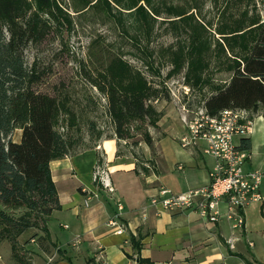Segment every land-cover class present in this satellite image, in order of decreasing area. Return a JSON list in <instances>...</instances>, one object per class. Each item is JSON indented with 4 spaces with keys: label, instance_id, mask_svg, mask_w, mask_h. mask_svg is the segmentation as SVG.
Wrapping results in <instances>:
<instances>
[{
    "label": "rangeland",
    "instance_id": "1",
    "mask_svg": "<svg viewBox=\"0 0 264 264\" xmlns=\"http://www.w3.org/2000/svg\"><path fill=\"white\" fill-rule=\"evenodd\" d=\"M54 1L60 11H41L47 24L25 48V60L40 76L36 90L57 98L58 128L72 142L66 157L93 158L89 171L97 189L108 190L109 184L114 192L111 171L132 164L138 173L154 169L159 152L141 132H149L153 146L162 137L163 146L182 149L184 118L207 112L205 101L230 82L264 19V0ZM141 6L146 14L138 13ZM99 74L116 75L122 83L138 74L151 94L147 103L163 113L157 125L134 122L133 137L118 138L107 98L95 85ZM251 111L262 114L264 107ZM21 132L12 139L19 141ZM250 138L253 146L259 143L263 128ZM5 231L0 224V264H19ZM36 232L42 234L32 229L20 236L16 252L31 264H51L59 253L56 243L32 239Z\"/></svg>",
    "mask_w": 264,
    "mask_h": 264
},
{
    "label": "crops",
    "instance_id": "2",
    "mask_svg": "<svg viewBox=\"0 0 264 264\" xmlns=\"http://www.w3.org/2000/svg\"><path fill=\"white\" fill-rule=\"evenodd\" d=\"M261 127L263 139L255 146L251 140L246 171L264 170V121L256 119L255 132ZM188 133L186 128L181 138ZM161 138L153 146L159 154L152 172L138 173L134 164L110 172L113 193L94 184L93 158L86 161L78 155L50 163L61 204L48 224L60 249L51 264H264V183L262 199L244 210L242 230H233L224 219L210 222L193 211H163L151 199L166 196L160 194L163 188L177 194L207 185L214 159L200 146L181 145L183 150L174 151L163 146ZM87 197L92 198L89 206L84 203ZM115 216L125 224V233L108 226ZM229 237L234 239L233 247Z\"/></svg>",
    "mask_w": 264,
    "mask_h": 264
},
{
    "label": "trees",
    "instance_id": "3",
    "mask_svg": "<svg viewBox=\"0 0 264 264\" xmlns=\"http://www.w3.org/2000/svg\"><path fill=\"white\" fill-rule=\"evenodd\" d=\"M32 7L34 11L28 14ZM46 7L53 16L60 11L54 0H0V224L13 242V256L19 264H31L16 252L20 236L38 229L42 234L33 233L32 239L51 238L48 224L61 204L50 163L70 155L72 148L67 133L58 128L57 98L36 90L40 76L25 60V48L47 24L41 16ZM138 13L147 11L141 6ZM257 28L230 82L205 101L210 115L226 108L256 111L264 107V19ZM134 78L122 83L116 75L99 74L95 80L107 98L115 133L125 140L133 137L132 123L156 126L163 117L162 111L147 103L151 94L141 77L136 74ZM18 129L21 138L14 141L12 135ZM140 134L153 147L149 132ZM240 148L249 151L251 139L242 138ZM145 174H149L147 169Z\"/></svg>",
    "mask_w": 264,
    "mask_h": 264
},
{
    "label": "built area",
    "instance_id": "4",
    "mask_svg": "<svg viewBox=\"0 0 264 264\" xmlns=\"http://www.w3.org/2000/svg\"><path fill=\"white\" fill-rule=\"evenodd\" d=\"M194 113L195 118H184L189 133L181 138V144L183 147L200 146L204 154L214 159L209 183L177 194L163 188L160 194L166 196L153 197L151 204L159 206L163 211L197 212L214 223L224 219L233 230H242L246 225V206L263 197L261 186L264 183V170H245L249 151L242 150L236 140L253 135L256 119L262 122L264 115H255L251 110L234 112L229 108L221 110V116H211L204 110ZM177 169L182 170V164H178ZM105 186L110 193L114 192L109 184ZM91 199L87 197L86 205ZM117 206L119 210L123 209L120 200ZM108 225L115 228L118 234L126 231L125 224L119 221L118 216L110 219ZM228 243L234 246L233 237L228 238Z\"/></svg>",
    "mask_w": 264,
    "mask_h": 264
},
{
    "label": "bare ground",
    "instance_id": "5",
    "mask_svg": "<svg viewBox=\"0 0 264 264\" xmlns=\"http://www.w3.org/2000/svg\"><path fill=\"white\" fill-rule=\"evenodd\" d=\"M229 110L234 111V112H244V111H248V110L242 109V108H229ZM215 116H221V111L217 115H215Z\"/></svg>",
    "mask_w": 264,
    "mask_h": 264
}]
</instances>
